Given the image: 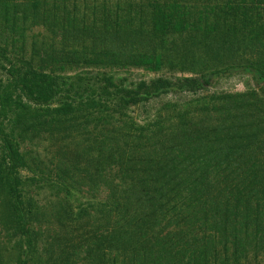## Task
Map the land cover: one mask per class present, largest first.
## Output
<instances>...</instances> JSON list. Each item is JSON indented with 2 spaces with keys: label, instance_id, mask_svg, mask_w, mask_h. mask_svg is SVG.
Returning <instances> with one entry per match:
<instances>
[{
  "label": "trees",
  "instance_id": "16d2710c",
  "mask_svg": "<svg viewBox=\"0 0 264 264\" xmlns=\"http://www.w3.org/2000/svg\"><path fill=\"white\" fill-rule=\"evenodd\" d=\"M71 1L62 0V6L53 4L51 10L62 38L61 49L75 59L77 67L99 71L60 81L57 75L21 72L1 53L2 60L11 66L7 71L12 80L0 85V116L14 123L22 118L20 112L28 113L25 116L38 121L39 133L47 132L50 137L63 133L67 139L73 138L74 132L83 138L90 124L102 132V126L107 128L106 144L113 153L106 151L115 157L108 162L116 170H111L114 166L94 170L100 181L115 184V203L136 206L128 222L141 233L142 240L138 248L131 249L125 233L109 238L110 243H121L115 248L121 247L124 263L238 264L246 259L250 249L259 247L260 240L264 242V158L260 157L264 154V99L251 91L253 99L238 103L234 113L229 109L223 125L219 122L204 131L187 128L178 137L170 133L167 141H161V148L155 142L152 147L145 146L150 144L146 142L123 158L109 141L118 133L124 137L112 125L125 123L129 107L171 91L196 92L208 86L214 76L233 73L236 68L251 74L264 94V0H217L214 7L208 0V5L199 10H195L197 0H116L113 9L107 6L109 0H80L83 4ZM0 9L3 14L11 10L4 4ZM9 17L13 20L9 30L19 33L22 22L14 14ZM202 19L204 27L199 28ZM191 24L189 37L193 39L201 32L208 38L220 58V68L208 71L200 63L201 69L192 71L198 77H176L174 82L155 78L137 85H127L126 78L115 76V70L130 67L159 69L163 61L155 60L156 49L168 34L181 32ZM155 44L151 55L143 53L147 48L151 52ZM222 50L230 56L240 50L256 53V59L235 66L224 59L225 54L219 55ZM182 59L183 55L177 61L181 71L190 72ZM210 66L206 64V68ZM22 98L29 106L23 105ZM5 129L0 121V150L5 153L7 180L12 183L14 224L20 233L28 234L32 211L27 215L23 210L16 176L17 167L23 166V154ZM137 139L149 140L139 135ZM100 164L97 161L96 165ZM210 170L215 171L217 183L216 170L220 173L218 184L206 182L205 174ZM0 216L2 223L11 219L6 207L1 208ZM173 226L178 227L175 232H171ZM52 264H58V260Z\"/></svg>",
  "mask_w": 264,
  "mask_h": 264
},
{
  "label": "rangeland",
  "instance_id": "374dc122",
  "mask_svg": "<svg viewBox=\"0 0 264 264\" xmlns=\"http://www.w3.org/2000/svg\"><path fill=\"white\" fill-rule=\"evenodd\" d=\"M216 1L211 0L210 6L214 7ZM91 2L89 0V3ZM115 2L116 0H109L106 3L113 9ZM195 2V10L208 5V0ZM63 3L62 0H0V6L4 4L11 9L6 14L0 9V55L4 54L5 58L11 61V66L21 72L30 70L57 75L61 78L60 81L69 82L74 80L75 76L99 71L90 67H77L75 59L61 49L62 38L58 35L57 24L52 19L51 10L53 4L62 6ZM78 3L83 4L80 0ZM13 14L22 22L19 33L9 30L13 22L9 16ZM22 18H25L24 22ZM204 20L197 25L199 28L204 27ZM187 26L180 30L181 32L168 34L161 46L156 49L159 52L155 60L163 61L159 69L130 67L115 70V76L126 78L127 85H137L141 81L149 83L155 78H165L174 82L176 77H198V74L192 71L198 72L201 69L200 63L204 64L208 71L214 67L220 68L218 62L220 58L215 56L216 50L209 46L208 38L198 32L191 39L189 34L192 24ZM70 43V40L67 41V44ZM155 47L156 44L151 46V52L147 48L143 53L151 55ZM136 50L142 51L141 48ZM223 54L224 59L235 66L245 60L256 59V53H245L241 50L233 56H230L231 53L228 51L219 52L220 56ZM181 55L190 72L181 71L177 63ZM61 60H66L67 63L64 64ZM191 60L195 61L194 65L191 64ZM206 64L211 66L206 68ZM11 66L0 57L2 87L12 80L7 71ZM251 91L264 99V94L252 80L251 74L236 68L233 73L214 76L208 86L196 92L171 91L151 98L129 107L125 123L119 120L121 122L112 125L121 130L120 134L124 137L118 133L116 137L114 136L116 139H111L109 143L118 147L116 151L123 158L126 155L131 156L134 149H140L146 142L150 144L145 146L152 147V142H155V145L161 148L163 139L167 141L170 133L177 136L181 133L183 135V130L187 128L204 131L205 128L211 129L219 122L223 125L229 116V109L234 113L238 103L253 99L250 97ZM22 101L23 105L29 106L24 98ZM30 105L34 107L33 104ZM20 113L22 118L14 123L8 119L3 120L1 116L0 121L6 127L5 133L12 137L13 144L17 145L19 152L23 154V166L17 167L16 175L20 180L19 199L23 201L25 214L28 215L30 210L32 213L29 215L28 234L20 233L14 224V196L12 188L9 187L12 183L6 177L5 153L0 150V211L6 207L11 218L7 221L9 223H2L0 219V264H52L56 259L58 264H127L122 260L121 247L115 248L121 243L114 244L108 240L113 234L125 233L131 249L135 246L138 248V243L142 242L139 237L141 233L128 222L136 206L128 207L115 203L112 200L115 184L103 183L94 170L99 166L101 169L114 166L108 162L109 158L115 157L106 151L113 153L106 144L108 140L104 132L107 128L102 126L104 131L102 132L93 129L90 124L83 138L76 132L73 134L74 137L69 139L64 138L63 133L57 137H50L47 132H38L36 119L25 116L28 113ZM138 135L147 136L149 140H139ZM0 146H3L1 138ZM261 156L264 158V154ZM89 159L92 161L89 162ZM97 161L101 163L98 166ZM111 170H116V166ZM216 174L219 183L220 173L217 170ZM205 178L210 185L217 183L214 170L206 173ZM108 186H112V189ZM181 221L179 219L178 222L181 224ZM196 226H193L194 230ZM177 228L173 226L171 232H175ZM256 247L250 249L246 259L243 258L238 264H264L263 240H260L259 247Z\"/></svg>",
  "mask_w": 264,
  "mask_h": 264
}]
</instances>
